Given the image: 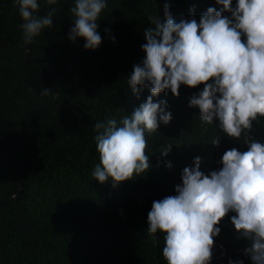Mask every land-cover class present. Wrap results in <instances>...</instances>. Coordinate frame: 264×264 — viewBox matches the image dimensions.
I'll list each match as a JSON object with an SVG mask.
<instances>
[{
  "label": "trees",
  "instance_id": "1",
  "mask_svg": "<svg viewBox=\"0 0 264 264\" xmlns=\"http://www.w3.org/2000/svg\"><path fill=\"white\" fill-rule=\"evenodd\" d=\"M38 2V15L57 9L53 24L25 44L18 6L0 0V264H166L163 235L148 233L153 201L175 194L183 169L197 156L207 174L219 170L226 150L243 145L214 126L201 127L199 110L189 107L194 88L182 85L178 97L153 98L166 101L171 120L145 133L150 169L113 187L92 176L99 163L95 124L119 123L145 102L149 91L136 96L127 80L144 59L149 17L163 22L167 3L179 22L183 0H106L95 50H85L83 39H68L75 0ZM202 7L197 22L209 7L222 6L204 0ZM44 89L52 94L42 95ZM253 127L264 137V118ZM165 146L172 148L162 157ZM232 215L218 225L211 261L252 264Z\"/></svg>",
  "mask_w": 264,
  "mask_h": 264
},
{
  "label": "clouds",
  "instance_id": "2",
  "mask_svg": "<svg viewBox=\"0 0 264 264\" xmlns=\"http://www.w3.org/2000/svg\"><path fill=\"white\" fill-rule=\"evenodd\" d=\"M203 1L183 0L179 22L167 3L163 22L159 16L149 17L153 26L144 32V59L133 66L127 84L136 96L145 89L150 94L119 123L108 119L95 124L99 163L92 176L116 187L149 170L145 133L156 132L160 123L171 120L166 101L153 98L168 92L178 97L182 85L194 88L189 107L199 110L200 126H214L216 133L243 146L226 150L219 170L207 174L200 170L197 156L193 167L183 169L175 194L153 201L148 233L163 235L158 240L166 264H214L218 225L231 212L235 234L250 245L244 254L252 264H264V137L253 131L254 121L264 118V0H215L221 10L209 7L197 22ZM44 2L52 6L57 0ZM14 6L23 21L25 44L53 24L57 11L49 7L38 15V0H14ZM106 7V0H75L68 39H83L85 50L97 49L102 42L97 21ZM41 94L50 95L52 90ZM219 139L212 145L218 146ZM171 148L165 146L161 156Z\"/></svg>",
  "mask_w": 264,
  "mask_h": 264
}]
</instances>
